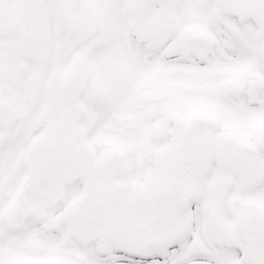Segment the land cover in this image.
I'll return each instance as SVG.
<instances>
[{"label":"snow or ice","instance_id":"6c2138e0","mask_svg":"<svg viewBox=\"0 0 264 264\" xmlns=\"http://www.w3.org/2000/svg\"><path fill=\"white\" fill-rule=\"evenodd\" d=\"M0 264H264V0H0Z\"/></svg>","mask_w":264,"mask_h":264}]
</instances>
